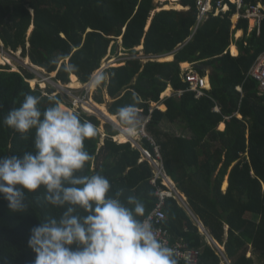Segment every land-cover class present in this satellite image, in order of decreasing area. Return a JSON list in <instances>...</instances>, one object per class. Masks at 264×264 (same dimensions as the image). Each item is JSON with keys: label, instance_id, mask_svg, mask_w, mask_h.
I'll return each mask as SVG.
<instances>
[{"label": "trees", "instance_id": "1", "mask_svg": "<svg viewBox=\"0 0 264 264\" xmlns=\"http://www.w3.org/2000/svg\"><path fill=\"white\" fill-rule=\"evenodd\" d=\"M196 1L181 0L187 9H169L172 7L164 5L166 9L155 12V0H0L2 49L21 51V57L39 69L58 72L55 80L68 83L62 85L64 88H80L88 82L109 53H118L120 38L125 53L132 56L138 55L134 49L139 46L146 58L173 54V62L144 64L134 58L122 67L106 69L96 97L100 104L95 102L87 108L102 121L119 125L118 109L135 103L133 93L141 97L135 106L141 117H151L146 130L161 149L167 174L177 182L208 235L224 247L228 262H222L217 246L208 242L177 201L168 199L165 225L173 243L181 238L188 247L200 248L198 264H264V93L260 94L259 82L249 76L264 53V22L259 34L249 32V20L239 21L237 29L245 31V36L237 42L239 56L233 57L228 49L232 45L236 5L227 0L228 12L209 16L197 27ZM30 27L32 31L27 35ZM4 60L9 62L0 54V61ZM185 62L211 69L210 89L200 99L187 89L182 78L180 64ZM68 63L75 65L77 71H64L63 66ZM196 72L204 75L202 71ZM73 74L82 83L78 79L70 81ZM36 76L23 66L14 71L0 64V157L34 150V130L28 139H22L3 124V117L20 106L25 94L41 96L42 109L49 106L48 96H56L66 110L72 111L64 105L60 92L53 95L57 90L48 89L45 94L39 87H31L27 79ZM169 84L176 92L184 90L183 93L165 101V113L156 109L151 114V103L161 101V93ZM241 85L243 92L239 90ZM106 86L112 99H116L109 111L101 105ZM216 106L219 113L213 111ZM78 114L97 128V135L85 141V149L92 156L85 174L105 175L112 186L109 195L122 192V200L129 196L140 199L148 216L159 201L158 188L151 182L153 167L147 161L140 162L141 153L126 143L130 139L119 134L112 124L104 126L103 138L101 121L96 116ZM165 120L184 123L191 138L161 131ZM222 122L225 129L219 132L217 126ZM117 135L122 144L113 141ZM142 145L154 149L147 139ZM245 153L249 161L247 156L244 158ZM226 174L229 188L222 194L220 186ZM26 195L29 207L23 213L10 212L7 202L0 197V264H32L35 254L27 246L31 228L62 212L45 204L43 188Z\"/></svg>", "mask_w": 264, "mask_h": 264}, {"label": "clouds", "instance_id": "2", "mask_svg": "<svg viewBox=\"0 0 264 264\" xmlns=\"http://www.w3.org/2000/svg\"><path fill=\"white\" fill-rule=\"evenodd\" d=\"M63 70L77 68L68 63ZM102 80L99 75L90 84L99 87ZM41 99L25 94L20 106L3 117V124L22 139L34 130V150L0 157V197L10 212H25L26 194L41 188L45 204L62 209L58 217L31 228L32 264H180L176 250L158 238L140 199L122 200V192L109 195L112 186L105 175L85 174L92 159L85 141L97 135L96 126L66 110L56 96H48L49 106L43 109ZM133 99V105L117 111L119 132L130 140L142 127L135 106L141 97L133 93Z\"/></svg>", "mask_w": 264, "mask_h": 264}, {"label": "built area", "instance_id": "3", "mask_svg": "<svg viewBox=\"0 0 264 264\" xmlns=\"http://www.w3.org/2000/svg\"><path fill=\"white\" fill-rule=\"evenodd\" d=\"M213 1L214 0L196 1V5L199 12L197 18V26L202 19L207 18L208 14H212V16H219L221 13L228 12L230 6L227 0H217L215 1V3ZM228 1L230 3L235 4L237 7V12L235 16H237L238 18L249 20L252 30H257V32L260 34L261 26L262 23L264 22V0H255V1L228 0ZM30 71L37 73L36 74L37 77L40 76L42 78L41 82H44V84L45 82H48V83L58 84L60 87L63 85L59 83L61 81L55 80V77L57 76L52 74L50 76L45 75L46 73H48L46 70H42L43 73H39L36 69H32ZM99 73L100 71H98L95 77L99 76L100 75ZM249 76L257 80L259 82L260 89L264 91V54H262L258 58ZM183 78L184 81L188 84L187 89L193 91L197 99L205 95V90L209 86L208 79L205 75H201L191 68L185 71ZM90 82L85 83V85L83 86L85 92H80V93L76 88H64L62 86V88L71 97V108L76 113L83 112L89 115H94L87 108V106H91L93 104L91 102L92 89L89 86ZM33 88H37V87H33ZM183 91L184 90H180L179 93H182ZM150 120L151 117L149 116L146 119V121L142 123V127L138 135H136L134 139H131L128 142H126V143H130L133 149H136L141 153L140 162L147 161L154 169V177L151 179V182L154 184L155 187L158 188L157 195L159 201L155 209L147 217H149L152 220L158 238L165 245L169 247H173L176 250L178 257L183 264H198L200 249L188 247L186 243L181 240H178L173 243L171 239L170 231L168 227H166L165 225V222H167V215L164 211L166 200L170 198H174V199L179 198V196L176 190L175 183L167 174V171L165 169L160 147L156 144L154 139L147 133L146 128L147 125L150 123ZM100 132L102 134V137L105 138L106 137L105 131H102V129L100 128ZM135 139L139 141H144V139L149 140L154 147L153 151L146 149L144 146L140 144V142H137ZM113 141L116 142L117 144H121V142L116 139V136L113 137ZM162 186L165 187V189ZM219 252H221L223 262L224 263L228 262L223 251H219Z\"/></svg>", "mask_w": 264, "mask_h": 264}, {"label": "crops", "instance_id": "4", "mask_svg": "<svg viewBox=\"0 0 264 264\" xmlns=\"http://www.w3.org/2000/svg\"><path fill=\"white\" fill-rule=\"evenodd\" d=\"M156 1V3L158 4V0H155ZM162 1H164V0H162ZM172 1V0H171ZM181 0H178V1H172V2H174V4L175 5H180V6H182V8L181 9H177V10H183V9H187V7H185V6H183L182 4H181V2H180ZM165 5H167V3L165 4ZM162 8H157L156 10H155V12H160V10L161 9H166V8H164V4L161 6ZM169 9H174V8H169ZM155 12L154 13H152V15H154L155 14ZM236 15V14H235ZM235 15H233V17H232V24H233V26H232V31H233V34H232V45H230L229 46V49H228V52H229V54H230V56H233V57H238L239 56V54H240V52H239V48H238V46H237V42L240 40V39H242V38H244L243 36H245V31H243V30H238L237 29V25H238V23H239V21L241 20V19H243V18H238L237 16H235ZM209 16H212V14H208V16H207V18H204V19H202L201 20V22L198 24V26L203 22V21H205V20H207L208 18H209ZM212 17H218V16H212ZM150 24H151V19H150V21H149V23H148V27H147V29L149 28V26H150ZM197 26V27H198ZM32 28L33 27H30V31H28V33H27V35H29L30 34V32L32 31ZM254 31H257V30H252V27H251V25H250V23H249V32L251 33V32H254ZM258 33V32H257ZM2 43V42H1ZM119 44H120V48H119V50H118V53L116 54V53H109L108 54V56L104 59V61L102 62V66H101V68H99L95 73H93V75H92V77H91V79L88 81V82H90L92 79H94L95 78V76H96V74L98 73V71H100V75H102L103 74V72L106 70V69H108V68H110V67H122V66H124V64H125V61H127V60H129V59H134V58H139V59H141V62L142 63H144V64H146L148 61H157V62H159V63H168V62H173L174 61V59H175V57H174V55L173 54H169V55H164V56H161V57H148V58H146L145 56H144V54H142V46H141V48L140 49H134L135 51H137L138 52V55L137 56H132V55H130V54H127V53H125V49L122 47V44H123V39L122 38H120L119 39ZM29 46V45H28ZM27 46V47H28ZM233 48H235L236 49V53L237 54H234V52H233ZM21 52V51H20ZM264 54V53H263ZM112 55H114V56H117V61L118 62H115L116 61V59H115V57L113 58L112 57ZM2 56V55H1ZM173 57L172 58V60H167V58L168 57ZM28 60V59H27ZM29 61V60H28ZM67 62H68V60H67ZM185 64H188L187 65V67L186 68H184V65ZM193 65L194 64H190V63H187V62H185V63H182V64H180V68H181V70H182V78H183V75H184V73H185V71L186 70H188V69H194V70H196V71H202V70H197V69H195L194 67H193ZM199 65H201V64H199ZM201 66H205V65H201ZM206 67H208V66H206ZM254 67V66H253ZM252 67V68H253ZM41 68V67H40ZM209 69H210V67H208ZM43 69V68H42ZM45 70V69H44ZM210 71H211V69H210ZM210 71L209 72H204V71H202L203 73H204V75L207 77V79H208V82H209V73H210ZM55 76H57L58 75V72H55V74H54ZM76 75V74H75ZM70 77H71V75H70ZM106 78H108V77H106ZM72 79L70 78V81H71ZM78 80L82 83V81L79 79V77H78ZM135 80V79H134ZM183 80H184V78H183ZM74 81H76V80H74ZM87 83V82H86ZM68 83H66V84H64V85H67ZM83 84V86L85 85V83H82ZM82 86V87H83ZM260 86V85H259ZM81 88V87H80ZM98 88L99 87H97L96 85H95V88L94 89H92V91H91V100L92 101H94V102H92V103H98L97 102V100H96V97L98 96ZM169 88H171V91L169 92V93H167V94H165L166 93V91L169 89ZM76 89H79V88H76ZM210 89V83H209V86H208V88L206 89L207 91ZM259 89H260V87H259ZM97 90V91H96ZM239 90L240 91H242L243 92V90H244V88H243V86L241 85V86H239ZM95 91H96V93H95ZM260 94H263L264 93V91L263 90H261L260 89ZM59 93V91L57 92V93H55V94H58ZM95 93V94H94ZM183 93V92H182ZM182 93H179V92H176L175 90H174V88L172 87V85L171 84H169L168 86H167V88H166V90L165 91H163L162 93H161V96H160V102L159 103H155V102H152L151 103V110H152V112H151V110H150V112H151V114L153 113V111L154 110H159L160 112H163V113H165L166 111H167V106L165 105V101L167 100V99H169V97H172V96H175V97H179V95H181ZM102 94H103V103L101 104V105H105L106 106V108H107V110L109 111V109H110V107L112 106V104L116 101V99H112V97L109 95V93H108V89H107V86L103 89V91H102ZM123 94H124V91H122V93H121V95L123 96ZM202 97V96H201ZM196 99H197V97H196ZM199 99H200V97H199ZM98 104H100V103H98ZM138 110V112L140 113L141 111L139 110V109H137ZM213 111L215 112V113H219L220 112V109L216 106L214 109H213ZM110 113V112H109ZM117 117V116H116ZM241 119L243 118V116L242 115H240L239 116ZM142 118V123H144L145 121H146V119L148 118H144V117H141ZM118 119V118H117ZM228 119V118H227ZM105 124H108V123H106L105 122ZM111 124V123H110ZM113 125V124H112ZM114 126V125H113ZM115 127V126H114ZM160 129H161V131H163L164 133H167V134H170V135H173V136H176V137H182V138H185V139H190L191 138V136H192V134H191V132L187 129V128H185L184 127V123H182V122H180V121H177V122H174V123H171V122H168V121H163L162 123H161V125H160ZM224 129H225V123H220L218 126H217V131H219V132H222V131H224ZM102 130H104V129H102ZM148 133V132H147ZM149 134V133H148ZM150 135V134H149ZM151 136V135H150ZM152 137V136H151ZM116 139L118 140L119 139V137H116ZM137 142H140V144L142 145V141H139V140H137V139H135ZM122 144V143H121ZM142 146H144V145H142ZM162 154V153H161ZM243 156H244V158H246V156H247V160L249 161V157H248V154L247 153H245V154H243ZM163 158V157H162ZM216 173V172H215ZM171 178V177H170ZM172 179V178H171ZM173 180V179H172ZM173 182L175 183V186H176V190H177V193H178V196H179V198H170V199H174V200H176L177 201V203L187 212V214L196 222V224H198V229H199V231L202 233V234H205L206 236H207V239H209L208 238V233H207V231L205 230V228H204V226H203V228H201V226H200V224H201V222L197 219V217L194 215V213L192 212V210H191V208H190V206H189V204H188V202H187V198H186V196L183 194V193H181V191L178 189V184H177V182L176 181H174L173 180ZM228 188H229V174H226L224 177H223V180H222V182H221V186H220V192L222 193V194H224L225 192H227V190H228ZM170 231V230H169ZM170 234H171V232H170ZM171 239H172V234H171ZM178 240H181V241H183L181 238L180 239H178ZM177 240V241H178ZM215 241V240H214ZM184 242V241H183ZM208 242L210 243L211 241L210 240H208ZM216 242V241H215ZM217 243V242H216ZM219 247H221V249H222V251H223V253H224V247L223 246H219ZM200 249V248H199ZM249 255H251V253H249ZM223 262V261H222ZM224 263V262H223Z\"/></svg>", "mask_w": 264, "mask_h": 264}, {"label": "rangeland", "instance_id": "5", "mask_svg": "<svg viewBox=\"0 0 264 264\" xmlns=\"http://www.w3.org/2000/svg\"><path fill=\"white\" fill-rule=\"evenodd\" d=\"M159 2H158V8H162L161 6L164 4H168V3H172V1L171 0H164V1H162V0H158ZM172 8H174V9H177V8H175V7H172ZM28 46V45H27ZM2 47H3V44L0 42V53H1V55L3 56V58H7L8 60H9V62H7V61H0V64H2V65H8L9 67H10V69L11 70H14V71H20V66H23V67H25V68H27L28 70H32V69H36L39 73H43V71H42V69H39L36 65H33L30 61H28L27 59H23L22 57H21V55H20V51H17L16 53H12V52H10V51H4L3 49H2ZM112 57L114 58L115 57V59H116V61L115 62H118L117 61V56H114V55H112ZM41 71V72H40ZM37 74V73H36ZM54 75L53 73H46L45 75H48V76H50V75ZM36 78V79H35ZM35 78H32V79H34V80H36L35 81V83H32L31 82V79H28V83H29V85L31 86V87H39L40 89H42L44 92H47L48 91V89H55V90H57V92L59 91L61 94H62V96H63V101H64V105H66L68 108H70V106H71V97L68 95V93L63 89V88H61L58 84H55V83H48V82H45V84H46V86H45V84H44V82H41L42 81V78L40 77V76H36ZM37 78H39V79H37ZM71 78V77H70ZM72 79V78H71ZM30 81V82H29ZM72 81L73 82H75L73 79H72ZM60 84H66V83H64L63 81H61V82H59ZM97 91V90H96ZM96 91H95V93H96ZM171 90H167L166 92H170ZM78 92L80 93V92H85V89L83 88V87H81V88H79L78 89ZM94 93V94H95ZM46 94V93H45ZM55 93H53V95H54ZM72 111H73V109L72 108H70ZM74 112V111H73ZM94 116H96L97 118H98V120H100L101 121V129H104V130H102V131H105V128H104V126L106 125L105 124V122H107V121H102L101 119H100V117L98 116V115H96V114H94ZM119 136V135H118ZM118 136H116V137H118ZM120 140V138L118 139V141Z\"/></svg>", "mask_w": 264, "mask_h": 264}, {"label": "water", "instance_id": "6", "mask_svg": "<svg viewBox=\"0 0 264 264\" xmlns=\"http://www.w3.org/2000/svg\"><path fill=\"white\" fill-rule=\"evenodd\" d=\"M0 42H1V40H0ZM193 67L195 68V69H197V70H202V71H204V72H209L210 71V69L208 68V67H206V66H201V65H199V64H194L193 65ZM109 122V121H108ZM109 123H111V122H109ZM111 124H113V123H111ZM116 128H117V130H119V125L118 124H113ZM200 226H201V228H203V225L202 224H200ZM204 229V228H203ZM208 238H209V240L211 241V242H213L214 243V245H216L217 246V248H218V250L219 251H222V249H221V247H219L218 246V244L208 235Z\"/></svg>", "mask_w": 264, "mask_h": 264}, {"label": "bare ground", "instance_id": "7", "mask_svg": "<svg viewBox=\"0 0 264 264\" xmlns=\"http://www.w3.org/2000/svg\"><path fill=\"white\" fill-rule=\"evenodd\" d=\"M172 1H178V0H172ZM167 5H169L170 7H175V8H177V9H181L182 8V6H180V5H175L174 4V2H172V3H168ZM141 48V46H139V47H137L136 49H140ZM233 52H234V54H237L236 53V49L235 48H233ZM1 54V53H0ZM3 57V56H2ZM172 60V59H171ZM187 65L188 64H185L184 65V68H186L187 67ZM42 68V67H41ZM44 69V68H43ZM53 74H55V73H53ZM71 78L73 79V80H77L78 79V77L76 76V75H71ZM35 81L36 80H34V79H31V82L32 83H35ZM30 82V81H29ZM168 90H171V88H169ZM167 93H169V92H166L165 94H167ZM112 115V114H111ZM108 122V121H107ZM118 136V135H117ZM127 138V137H126Z\"/></svg>", "mask_w": 264, "mask_h": 264}]
</instances>
